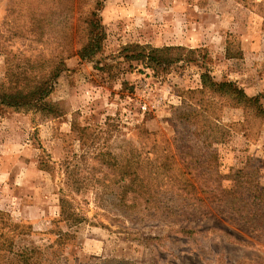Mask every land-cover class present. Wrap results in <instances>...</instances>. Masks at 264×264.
<instances>
[{
	"label": "rangeland",
	"instance_id": "rangeland-1",
	"mask_svg": "<svg viewBox=\"0 0 264 264\" xmlns=\"http://www.w3.org/2000/svg\"><path fill=\"white\" fill-rule=\"evenodd\" d=\"M98 1L29 0L49 44L7 47L17 51L14 64L25 67L38 54L43 73L55 55L72 54ZM98 13L102 47L92 60H65L49 96L56 110H0V264H264V232L254 228L264 227V215L237 224L218 212L214 194L197 188L185 198L168 184L178 176L172 170L195 179L208 169L211 181L210 166L224 176L244 166L245 178L264 188V0H104ZM129 44L179 60L145 67L125 58ZM201 63L216 80L258 95L260 109L213 97L197 106ZM4 73L0 55V80ZM197 109L217 125L213 137L184 120ZM134 155L171 215L120 200L114 163ZM60 197L75 221L60 215Z\"/></svg>",
	"mask_w": 264,
	"mask_h": 264
},
{
	"label": "trees",
	"instance_id": "trees-1",
	"mask_svg": "<svg viewBox=\"0 0 264 264\" xmlns=\"http://www.w3.org/2000/svg\"><path fill=\"white\" fill-rule=\"evenodd\" d=\"M27 2L29 5V0H7L4 6V14L0 17V55H4L5 62L4 77L0 80V110L5 108L26 113L37 110H54L56 106L49 99V96L55 88L56 80L67 68L65 60L71 55L77 56L80 60H92L100 51L105 38V31L98 13L104 5V0H100L97 2L96 11L92 12L94 18H91L86 26L87 38L72 54L68 52L67 55H55L48 61L49 66L44 65L46 67L43 73L39 69L42 60H38L40 59L38 54L35 56L36 60L31 61L25 67L21 66L20 63L15 62L14 64L12 58L16 56L18 51L16 44L19 41L49 44L48 39L45 38L48 36L42 30V19L34 13L27 12ZM45 20L47 22L46 27H48L49 21L47 18ZM70 32L73 34L72 42L76 43V30L71 29ZM7 47H12L17 51L11 53V50L7 51ZM123 50H129L124 53L128 61L135 60L145 67H166L179 60L178 57H171L164 53L160 48L147 45L129 44ZM201 67L203 70L200 73V88L197 89V106L204 102L203 98L213 97L210 99L215 100L216 104L222 105L223 102H226L229 107L233 108L244 109L256 106L257 109H260L258 95L248 94L245 89L233 81L216 80L212 74V68L205 63H201ZM196 114L197 117L194 116ZM182 116L190 124H192L190 120H193L197 130H201L205 125L207 130L205 139L214 136L217 125L207 118L205 111L200 112L197 109V112H183ZM211 145L209 143L207 146L210 147ZM208 163L209 161H205V165H209ZM114 164L117 165L120 172L118 183L124 189L120 200L125 204V207L126 205L133 208L143 206L142 209L137 210L155 215H171V213H163L165 207L160 205L161 200L157 193V186L155 187L152 182L147 180L144 165L138 155L125 158L123 161ZM112 165L109 164L110 167ZM172 171L178 175L168 177V184L174 192L185 198H188V194L197 188L200 193L214 194L218 212L227 216L234 223H243L250 217L260 219L264 215V188L258 185L257 180L254 179V184H251L253 180L250 182V179L245 178L248 176V172L244 166L232 169V174L227 176H224L218 167L210 166L209 171L213 174L211 181L203 177L208 169L203 170L199 174L200 177L195 179H187L183 173H179L180 171L177 173ZM225 180L231 181V185H224ZM180 191H182L181 194ZM59 208L60 215L64 219L71 220V222L75 221L77 214L71 208V204L63 197L59 198ZM254 228L261 233L264 232L263 225H257ZM183 230L187 229L182 228L176 231L183 232ZM189 230L190 232L195 231L192 228ZM9 245V250H11V243ZM20 254L22 260L26 261L25 258L27 257L24 253Z\"/></svg>",
	"mask_w": 264,
	"mask_h": 264
},
{
	"label": "crops",
	"instance_id": "crops-1",
	"mask_svg": "<svg viewBox=\"0 0 264 264\" xmlns=\"http://www.w3.org/2000/svg\"><path fill=\"white\" fill-rule=\"evenodd\" d=\"M22 174V173H21ZM17 176H19V174H17Z\"/></svg>",
	"mask_w": 264,
	"mask_h": 264
}]
</instances>
